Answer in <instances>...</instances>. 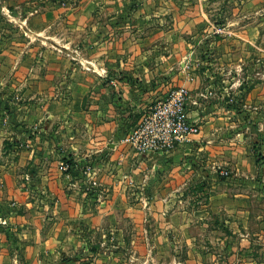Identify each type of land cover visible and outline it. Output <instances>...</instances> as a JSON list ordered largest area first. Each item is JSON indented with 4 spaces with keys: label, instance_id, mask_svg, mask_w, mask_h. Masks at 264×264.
I'll return each instance as SVG.
<instances>
[{
    "label": "crops",
    "instance_id": "1",
    "mask_svg": "<svg viewBox=\"0 0 264 264\" xmlns=\"http://www.w3.org/2000/svg\"><path fill=\"white\" fill-rule=\"evenodd\" d=\"M21 1L0 36V264H264L235 132L252 117L229 108L264 101L252 0ZM180 86L199 133L136 153L124 139Z\"/></svg>",
    "mask_w": 264,
    "mask_h": 264
},
{
    "label": "rangeland",
    "instance_id": "2",
    "mask_svg": "<svg viewBox=\"0 0 264 264\" xmlns=\"http://www.w3.org/2000/svg\"><path fill=\"white\" fill-rule=\"evenodd\" d=\"M24 1H27L29 5L32 2L35 3L34 0ZM79 1L81 0H58L57 4H59L60 7H70V5L74 6L75 4H78ZM235 1H237L238 4L240 2V0ZM21 4H24V2L21 0H0V36L6 37L16 32L14 24L22 14H25V12L21 13L19 11L20 9L18 5ZM228 4L229 6L226 5V2H224L223 0L217 1L216 5L223 10V13L222 11H219V13H221L222 15H231V4ZM237 6L238 5H236V7ZM246 11L245 22H249L250 24L256 26V31H258L257 35L260 39V42H257V44H255V53H253V49L251 50L252 53L249 61H245L244 68L247 70L245 72V76L248 75L251 78L249 80L253 83H264V0H256L255 2L252 0L250 10L248 11V16H246ZM64 14L65 12L61 13V15ZM235 17L241 18V13H236ZM60 19L62 20L63 17ZM60 25L61 26H59V28H63L62 30H64V25ZM214 30L216 32H220L219 34L224 33L222 32V28L215 27ZM258 48H260V51ZM213 67L224 68L219 60L213 62ZM209 79H204V83ZM212 95L213 93L211 91L205 93L206 98H211ZM228 102L234 104V100L232 98L228 99ZM230 106L231 107L229 108L241 112V114L242 110H245V117H252L249 121L237 125L235 132H239L244 135V140L250 151L251 158L257 167L256 171L254 172V176L251 178V180L256 181L257 184L256 187L254 186L250 189L253 210V219H251L250 221V229L252 231L260 230L264 226V222L257 219L258 217H262L264 220V101H261L256 105H254V103H251L250 106L244 109L242 108V106ZM254 106H257V108H253ZM241 134L239 135V138H242Z\"/></svg>",
    "mask_w": 264,
    "mask_h": 264
},
{
    "label": "built area",
    "instance_id": "3",
    "mask_svg": "<svg viewBox=\"0 0 264 264\" xmlns=\"http://www.w3.org/2000/svg\"><path fill=\"white\" fill-rule=\"evenodd\" d=\"M186 99L185 87L172 89L143 113L124 141L139 154L170 152L189 141L192 135L199 133L200 127L188 119ZM59 169L66 171L67 163L61 162ZM222 174L228 173L224 171Z\"/></svg>",
    "mask_w": 264,
    "mask_h": 264
},
{
    "label": "trees",
    "instance_id": "4",
    "mask_svg": "<svg viewBox=\"0 0 264 264\" xmlns=\"http://www.w3.org/2000/svg\"><path fill=\"white\" fill-rule=\"evenodd\" d=\"M70 163V161H68Z\"/></svg>",
    "mask_w": 264,
    "mask_h": 264
}]
</instances>
